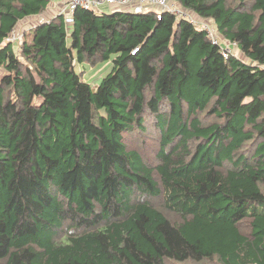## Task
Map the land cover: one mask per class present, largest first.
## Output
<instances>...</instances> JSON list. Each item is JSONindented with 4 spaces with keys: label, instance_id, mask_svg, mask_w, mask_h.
I'll return each mask as SVG.
<instances>
[{
    "label": "trees",
    "instance_id": "trees-1",
    "mask_svg": "<svg viewBox=\"0 0 264 264\" xmlns=\"http://www.w3.org/2000/svg\"><path fill=\"white\" fill-rule=\"evenodd\" d=\"M170 1L224 41L167 10L0 0V264H264V0ZM113 55L97 88L76 70ZM147 122L156 165L128 147Z\"/></svg>",
    "mask_w": 264,
    "mask_h": 264
},
{
    "label": "rangeland",
    "instance_id": "rangeland-1",
    "mask_svg": "<svg viewBox=\"0 0 264 264\" xmlns=\"http://www.w3.org/2000/svg\"><path fill=\"white\" fill-rule=\"evenodd\" d=\"M57 1V0H56ZM64 1V0H63ZM253 1V0H250ZM233 4L234 2L231 1ZM61 5V4H60ZM114 8H118L116 6H113L112 4H101L98 6L97 9H95L97 12H112ZM58 9H60L59 3L52 1L49 9L42 14L41 16L35 17V18H30L26 22L22 23L17 29H16V36L18 37L17 41L14 43L15 49H18L19 42H21L23 34H25L26 30H29L31 26H33L35 23L41 21V20H48L53 15H57ZM198 20V19H197ZM211 27L212 24L208 23ZM200 21H199V24ZM212 33L217 36V38L220 40V37L218 36V32L214 29H212ZM222 39V37H221ZM223 40V39H222ZM224 41V40H223ZM225 44V43H224ZM227 44V43H226ZM237 55H240V52L236 49L235 52ZM115 56L113 55L109 60L107 61H102L99 63H96L94 65L91 64H77L76 65V70L78 73L83 72V80L90 83L94 88H97L98 85L101 83L102 79L112 70L113 67V61L112 59ZM5 74L4 70H0V78ZM148 127V131L145 133L135 131L133 136L130 137L128 136V147L130 149L132 148H137L140 153L144 156L145 160L147 163L151 165H156L158 160V151H159V138L156 137V133L154 132V128L151 127L150 122L146 123ZM168 165V163H167ZM167 165L164 167H160V169L163 172H167ZM185 264H193V263H185ZM204 264H209V263H204ZM216 264V263H213Z\"/></svg>",
    "mask_w": 264,
    "mask_h": 264
},
{
    "label": "built area",
    "instance_id": "built-area-1",
    "mask_svg": "<svg viewBox=\"0 0 264 264\" xmlns=\"http://www.w3.org/2000/svg\"><path fill=\"white\" fill-rule=\"evenodd\" d=\"M63 1V0H62ZM66 2L65 7L61 8V11L59 14H64L65 18L68 23H70L71 20V13L77 8V7H83L85 9H92L95 10L98 8L101 4H112L113 6H116L118 8H129L132 11H143L148 9H155L157 10L158 18H161L160 14L164 11H170L174 14H176L178 17H184L189 19L191 22L195 24H201V27L206 29L210 36L212 37L213 41L215 43H218L219 39L216 35L212 33L213 27H211L208 23L202 22L201 20H197L194 18V16L186 11L185 9L177 6L175 3H173L170 0H64ZM18 39L15 32H13L9 38L8 41H15ZM236 47L235 44L227 43L225 44V47L223 49V55L227 58V55L229 53L234 52V48Z\"/></svg>",
    "mask_w": 264,
    "mask_h": 264
},
{
    "label": "clouds",
    "instance_id": "clouds-1",
    "mask_svg": "<svg viewBox=\"0 0 264 264\" xmlns=\"http://www.w3.org/2000/svg\"><path fill=\"white\" fill-rule=\"evenodd\" d=\"M14 32H16V31H14ZM16 40H17V39H16ZM16 40H15V41H16ZM234 51L236 52V48H234Z\"/></svg>",
    "mask_w": 264,
    "mask_h": 264
}]
</instances>
